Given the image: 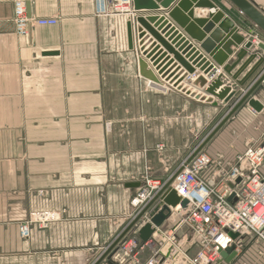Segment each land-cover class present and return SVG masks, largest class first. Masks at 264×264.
Instances as JSON below:
<instances>
[{"label": "crops", "instance_id": "crops-1", "mask_svg": "<svg viewBox=\"0 0 264 264\" xmlns=\"http://www.w3.org/2000/svg\"><path fill=\"white\" fill-rule=\"evenodd\" d=\"M14 1L0 0V264H94L133 218L130 201L144 179L167 181L227 109L193 98L204 96L192 86L202 74L194 70L192 78L175 61L167 67L171 55L160 63L163 76L141 57L159 84L143 78L128 48V16H99L95 0H22L30 19L58 23H32L21 37ZM210 1L241 37L264 41L224 0ZM249 1L264 13V0ZM208 13L194 9L195 18ZM225 34L219 30L214 40ZM252 97L262 111L245 103L204 148L212 157L205 181L219 183L237 155L264 144V87ZM23 223L28 238L20 236ZM175 223L172 216L162 230L186 246L191 232ZM158 247L124 264H145ZM224 264H264V245L245 240L241 255Z\"/></svg>", "mask_w": 264, "mask_h": 264}, {"label": "water", "instance_id": "water-1", "mask_svg": "<svg viewBox=\"0 0 264 264\" xmlns=\"http://www.w3.org/2000/svg\"><path fill=\"white\" fill-rule=\"evenodd\" d=\"M224 1L264 35V13L253 3L249 0ZM131 2L133 17L126 24L127 41L129 50L135 51L138 55L140 75L154 85L159 84L154 75H150L151 73L147 75L144 72L146 63L141 57L146 58L158 71V75L162 76L166 68L174 61L189 76L194 75V70H199L202 75L195 79L192 86L204 90L205 97L198 95H192V97L201 102L211 103L213 107H218L221 103L226 107L227 113L190 154L184 165L132 218L124 231L95 264H101L104 260L108 264H113L111 257L114 250L130 231L136 230L137 238L143 244L154 242L153 235H160V231L171 218L172 211L178 206L180 209H186L188 206V200L182 198L171 186L175 177L204 150L211 139L245 103L256 113L263 109L252 95L259 86L264 87V56L260 55V52L264 53V44L255 46L251 40L241 37L238 34V28L213 2L210 0H131ZM194 9L208 10L209 13L204 19L195 18ZM221 23L227 24L228 29L225 30L222 26L215 29ZM198 29L200 31L196 34L195 31ZM223 29L226 34L221 41H215L214 35ZM232 47L235 51L231 50ZM254 47L260 52H252ZM167 55H171L173 60L164 61ZM183 56L184 59H182ZM232 56H235V60L232 63H226ZM162 61L164 64L169 63L161 71L164 65L160 66ZM189 63L191 66L188 65ZM244 72L246 74L239 79ZM226 79L233 81L234 85H226L224 82ZM239 181L237 180L236 183ZM232 199L233 196H230L228 201ZM228 235L232 240L239 238L237 233L230 232ZM234 248L221 251V258L225 262L229 263L234 259Z\"/></svg>", "mask_w": 264, "mask_h": 264}, {"label": "built area", "instance_id": "built-area-1", "mask_svg": "<svg viewBox=\"0 0 264 264\" xmlns=\"http://www.w3.org/2000/svg\"><path fill=\"white\" fill-rule=\"evenodd\" d=\"M95 1L99 16L133 17L131 0ZM12 22L16 33L26 37L32 23L39 27L56 26L58 19H30L26 14L25 2L15 0ZM248 39L255 46L264 44L254 34ZM191 77L194 78V75ZM201 142L191 150L177 170ZM161 149L162 147H158V150ZM211 165L210 155L202 150L175 177L171 185L182 198L188 200L186 209L178 206L172 211V216L177 217L174 227L184 226L191 232L192 239L186 246H179L173 230H161L160 235H153V239L155 235L160 237L161 243L154 239V242L146 244L139 241L137 231L134 230L136 235L129 237L130 231L117 245L111 262L124 264L129 259H136L144 247L158 245V249L153 251L145 264H224L221 251L235 247L233 260H236L242 253L245 240L250 239L264 245V144L248 146L237 155L224 179L217 184L203 179ZM237 180H240L239 183H236ZM167 181L144 179L130 201L134 210L133 217L154 198ZM230 196L233 199L228 201ZM230 232L239 234V238L232 240L228 235ZM19 233L21 237L28 238L29 223L20 225ZM172 255L176 256L174 263L171 261Z\"/></svg>", "mask_w": 264, "mask_h": 264}, {"label": "rangeland", "instance_id": "rangeland-1", "mask_svg": "<svg viewBox=\"0 0 264 264\" xmlns=\"http://www.w3.org/2000/svg\"><path fill=\"white\" fill-rule=\"evenodd\" d=\"M215 126H216V125H215ZM215 126H214V127H215ZM214 127H213V128H214ZM213 128H212V129H213ZM212 129H211V130H212ZM209 132H210V131H208L205 135H203L204 137H201V138H199V139L196 138V139H195V142L197 141V144H198V142H200L201 140H203V139L209 134ZM210 157H211V156H210ZM211 160H212V157H211ZM204 176H205V177L208 176V171L203 175V177H204ZM176 218H177V217L174 215V221H176Z\"/></svg>", "mask_w": 264, "mask_h": 264}]
</instances>
